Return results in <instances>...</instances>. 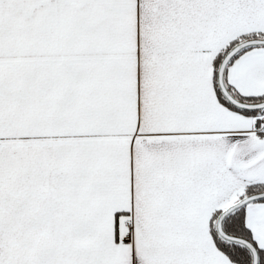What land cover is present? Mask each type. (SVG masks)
<instances>
[{
    "label": "snow or ice",
    "instance_id": "snow-or-ice-1",
    "mask_svg": "<svg viewBox=\"0 0 264 264\" xmlns=\"http://www.w3.org/2000/svg\"><path fill=\"white\" fill-rule=\"evenodd\" d=\"M0 264H264V0H0Z\"/></svg>",
    "mask_w": 264,
    "mask_h": 264
}]
</instances>
